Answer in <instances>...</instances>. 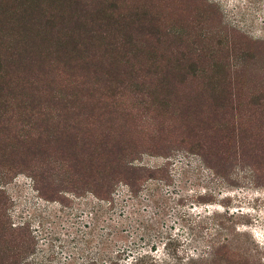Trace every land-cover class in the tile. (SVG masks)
I'll return each instance as SVG.
<instances>
[{
	"label": "rangeland",
	"instance_id": "1",
	"mask_svg": "<svg viewBox=\"0 0 264 264\" xmlns=\"http://www.w3.org/2000/svg\"><path fill=\"white\" fill-rule=\"evenodd\" d=\"M41 1L25 21L76 9L82 43L116 4L95 46L131 50L139 81L95 88L96 49L38 88L5 63L0 264H264V0Z\"/></svg>",
	"mask_w": 264,
	"mask_h": 264
},
{
	"label": "trees",
	"instance_id": "2",
	"mask_svg": "<svg viewBox=\"0 0 264 264\" xmlns=\"http://www.w3.org/2000/svg\"><path fill=\"white\" fill-rule=\"evenodd\" d=\"M40 1L21 0L19 4L20 11L16 13L12 10L6 12L2 7V1H0V46H4L3 43L8 44L12 36L16 38L13 46L10 47L12 49L11 60L7 61L8 57L0 56V84L5 83L8 85L5 79V63L17 61L19 65L23 64L25 68L28 67L31 70L30 80L26 85L24 76L22 88H36V85L38 88L40 84H43V86L48 84L50 86L53 83L52 79L47 81V77L52 71L49 65L50 61L60 63L69 71H73L77 67L79 54L85 53L90 49H96V51H101L102 58L101 62H99L101 66L98 71L95 69L91 72L94 75L92 83L96 85L95 88H102L105 92L104 94H110L116 88L138 87L136 85H138L137 81L139 79L137 78L139 76L129 71L133 67V62L128 56L134 59V53L131 50L127 51L126 48V53H117V55L112 44L107 45L105 48L100 45L95 46L96 42L103 41L110 36V32L116 30V28L110 26L115 24L117 19L119 21L126 18L125 15L119 14V7L116 4L109 2L105 9L94 11L95 18L90 14L91 18L95 19V21L93 19V23L99 22L100 24H98L101 25L104 31L98 34H95V32L85 34L83 36L84 42L82 43L79 37L80 34L68 27L69 22H88L87 20H82L79 12L72 13L76 9L70 11L59 10L56 13L48 14L39 23H30L32 18L29 21H25L31 16V13L27 12V7L39 5L42 2ZM74 4L76 5L78 2ZM68 75L69 78L73 77L72 74ZM22 79L23 77L17 78V80ZM163 84H165L164 78L160 80L158 88H163ZM26 250H29L28 246Z\"/></svg>",
	"mask_w": 264,
	"mask_h": 264
}]
</instances>
